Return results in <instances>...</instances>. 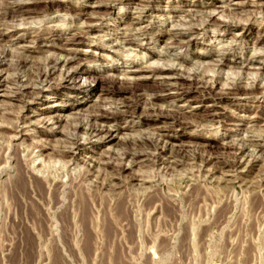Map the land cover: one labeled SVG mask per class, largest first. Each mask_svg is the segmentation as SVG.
<instances>
[{
	"label": "rangeland",
	"instance_id": "obj_1",
	"mask_svg": "<svg viewBox=\"0 0 264 264\" xmlns=\"http://www.w3.org/2000/svg\"><path fill=\"white\" fill-rule=\"evenodd\" d=\"M60 1H70L72 4L69 8L72 10L77 6H82L89 12L92 10L90 6L96 7L99 6V4L106 5L109 3L108 0ZM218 1L232 5L242 0H236L234 2H231L232 0ZM6 2L20 8L35 9L37 11L43 9L41 5L32 4L35 3V1L28 0H0V5ZM56 3L57 4L52 7V10L49 11V15L46 17L51 19L52 22L47 24H32L29 35L23 31V29L28 26L21 25L19 27L20 30L17 32H14L15 29H7L5 26H0V34H3V37L0 38V50L4 48L8 52V59H18L21 56L20 53L22 49L27 46L30 48L35 47L36 50V52L29 54L27 58L32 63H42L46 59L59 62H66L71 59L69 64H66L72 69L78 68L80 64H85L98 71L105 68L112 69L114 67H118L119 70L107 73L101 72L99 75H84L82 78H77L76 83L82 86L81 90L50 91L48 89L43 92L41 97H37L33 101L28 99L31 105L27 109H22L20 104L1 97V95L7 93V90L0 87V104L5 105L7 108V110L2 113L9 114L11 121H14V118L17 116L25 117L23 121L28 124L23 125V122H21L20 126L24 127L25 130H29L28 134L33 135L32 137L25 136L13 140L15 146L22 145L20 147L21 150L26 149L21 156L25 158L26 155L32 151L30 158H35L43 153L42 157H40L34 165L31 164L32 167H35L37 163L44 161V159L46 162L49 160L47 166L49 165L50 169L42 168L40 172L35 171L39 177L47 176L50 172L57 181L67 183L69 179H73L75 182H78L80 175L86 171L87 166L90 165L89 167L91 168L94 162L97 163V161H101L111 148L116 149L119 140L139 138L144 135L155 138V126L150 120H147L146 115H155L159 112L168 113L170 115L182 113V116L178 115L184 118L182 121L193 123V125L196 126L199 123L203 124V129L202 127L195 128V126H191L190 124V127L188 126L186 129L169 131L165 133V137H159V142L168 145V140L171 137L179 136L181 139L173 143V147L180 148L181 145H183V147H187L188 149H195V151L197 149L196 152L203 154L204 157L207 156V153L210 156H216L221 153V145L233 141L231 138L237 140L243 136L252 141L262 140L259 136L262 135L260 129L264 127V113H262L264 109L263 99H260L259 103L243 100L242 97L230 99L217 107V111L221 117L213 122H208L209 120L206 118L205 111L211 109L207 107L210 105L200 103L199 100H201V98L197 96L178 98L174 95H168L156 100L154 105L149 104L147 99L148 96H145L139 100V104H141L136 110V114L120 121L119 131H117L116 134H112L113 139L116 137L115 140H108L100 145L85 143L81 151L76 152L74 156L67 154V157L64 159L54 158L52 155V157L49 156L51 153L49 148H58L64 145L63 142H66L59 134V131L67 130L69 133L72 132L79 115L85 116L95 111L98 107L109 111L113 108L115 109V107H119L124 99H134L130 94H123V96L109 94L106 91L108 87L114 85L120 90L137 89L139 91L141 89V92H138V94H141L144 90L146 93L148 92L147 94H151L156 90V83L154 80V82H152L150 77L142 79V77L146 75H137L135 76V80L126 82V80L122 78V74L124 73L123 69H130L126 67L132 62H135L136 65H140L142 63L141 56L143 54L150 56L149 54L151 51L164 52V48L171 43V40H167L166 38L164 42L165 38L162 39L161 37L173 23L176 25L174 26L175 28L179 26V28H181V25L183 27L182 22L178 20L179 18H174V16L182 15L180 11L185 8L184 0H159L158 3L153 4V8L155 9V11H153L154 13H151L153 17L144 18L143 14L135 10L133 11L128 4H126V6L117 5L108 14H105L106 18L104 17V21L98 24L99 28L94 34L88 35L86 38L85 35L81 34V37L78 36L74 41H67L71 36L79 34L81 31L75 29L74 24L71 25L68 18L66 17L65 19L64 17L65 15H71L73 12L70 13L67 8H64L63 3ZM218 6L220 5H215V7ZM234 7L235 6H231V10L235 9ZM220 11L221 8L214 12L216 18H220L218 15ZM232 13L235 15L229 18L227 17V19L223 16L220 19L239 22L245 26L229 32L223 27L209 28L208 31L210 33H207L204 38L198 36L195 43L191 44L189 47H183L177 50L176 54L186 56L188 59H194L197 54H203L208 51L213 52L215 50L223 51V44L242 37L244 38L242 41L244 49L237 46L235 50L226 51L229 55V60L234 61L238 57L242 58L246 53L252 54L254 52L258 53L263 51L264 39L259 44L256 43V40L264 37V13H257L254 17L246 13H239L237 10H232ZM169 14H171L170 18L167 19ZM154 16L156 17L154 18ZM40 18L42 19L41 16L36 19L40 20ZM246 18L248 20H246ZM137 19H139V22L144 19L146 22L143 25H151L149 27L150 36L152 38H159V41L155 45H144L143 48H135L132 53H130V50L129 52L126 51V49L124 50V48L122 49V47L113 49L116 54L115 52L112 54L113 50L108 52L98 49L96 45H103L105 47L114 46L116 42H118L117 40L120 38V34L127 29H131L132 23L135 20L137 21ZM82 22L83 24L89 23L85 18L81 19L79 24ZM22 23L23 22L19 20L15 22L10 20L7 21L9 25H18ZM200 24H202V22H199L197 25ZM40 27L41 29L44 28L45 33L40 40H36L33 38L35 34L34 31ZM65 29H67V31L64 35L63 32ZM64 37H66L67 40H64ZM135 54H137V58L134 56ZM105 57L109 58L105 59ZM147 60V63H151L155 59L147 58ZM169 61H160L158 65L165 66L173 63L172 60ZM208 65L209 63H204L199 70L203 72L206 78H210L215 74L209 69ZM175 67L180 70L181 73H184L185 76L192 75L195 71L194 67L190 64H184L183 66L175 64ZM29 70L31 71L32 68H29ZM59 74L60 73L56 74L52 83H57L56 81L60 79ZM1 75H3V78L6 76L4 75V71ZM26 75L27 72L21 73L19 79L21 83H25L27 79ZM110 75L115 78L112 80ZM107 76L108 78L110 76V78L108 79ZM98 77H100L101 80L98 79ZM227 82H222L224 87H227ZM172 92L173 91H171V93ZM159 94L164 95L166 93ZM70 106H72V108H68ZM245 108H250L251 110L249 109V111L246 112L244 110ZM57 116L62 119L61 122L54 125L55 121H49L48 125L44 126V122H46L47 119H55ZM43 119H45L43 124H39ZM2 120L0 119V125L7 126L8 122H3ZM85 121L86 120H84V123ZM128 126L131 130L126 129ZM46 128L47 130L53 128L52 131L57 132L49 136L37 133L39 130L42 131ZM217 128L219 132L216 135L215 130ZM250 129L253 130L250 131L251 134L249 132ZM106 131H104L101 136L110 137L111 134H107ZM11 135L13 136L10 132L0 133V148L6 145V141H8ZM166 135L168 137H166ZM79 136L83 139L86 138L83 134ZM195 136L198 138H195ZM45 141L46 144H48V150L40 152L39 148L36 146ZM81 142H83V140H81ZM186 144L192 148H189ZM244 159L245 158H243V160L241 159V163L244 162ZM65 163H67V165H65ZM186 163H188V165H186L183 170H178L176 173L173 172L169 174L171 177L165 174V170V175L162 174L164 172L162 171V166H160V169H157L158 167L153 165L143 167L133 165L127 168L121 173V177L119 176L120 178H118L120 179V184L125 187L122 192L131 195V205L129 207L130 215L125 213L127 205L122 203L123 205L119 204L121 206H119L121 211L118 209L120 219L114 218L110 213V208L114 206L116 196L113 194L114 192L104 191V197L105 199L107 198L105 200V208L107 209L103 210L104 216L102 213H98L97 206L94 207L90 204L91 207L88 205L86 208L89 210L90 207L91 212L86 208V210L84 209L86 211L83 213L85 217L84 224L83 226L81 224L83 228L77 223L76 219L73 223H70L68 216L65 214H62L65 225L58 220L56 216L61 214L63 207L59 208L55 213L48 209V214L51 219L50 222H47V219H45V211L32 201V197L26 196L28 200L26 197L20 195L26 189L23 183L18 182L14 189L8 184L7 181L9 177L13 175V170H7V166H4L5 168L2 167L1 170L3 172L0 171V264H264V190H255V192L262 197V209L255 212L250 206L252 193L248 188L251 183L254 185V183L259 180V168L255 169V171L253 170L254 172L251 174L246 173L247 168L239 170V174H241L240 177L237 180H231L233 182L228 185L231 190L224 196L220 191L222 185L218 187L216 184L217 177L223 180H230L231 176L234 174L224 173L212 177V174L207 173L213 169L212 164L202 166L200 161L190 160H186ZM95 170L98 172L100 171V169L97 168H95ZM154 170L156 172H154ZM109 172V170L104 172L101 170L99 173V177L102 175L101 180L106 178L105 176ZM146 173L157 176L156 179H159L162 184V194L171 202L179 201L183 196L189 194L190 187L187 186L186 182L190 180V185H192V183L194 186L197 185L200 190L202 189L201 192L208 198H220L221 203L218 205L214 203L205 206L204 215L198 213L191 214L187 205L184 204L182 209V221L174 224L168 218L164 217L159 212H155L153 209L144 210V198L142 195H146L148 191L151 190L144 192L142 189H144L145 186H141L140 183L131 182L130 179L134 175H144ZM191 175H193V177H191ZM184 178H186V181L182 183V179ZM109 180L110 182L112 181L111 184H118L117 182H119V180ZM95 181L96 179L92 178L91 181L84 183L86 191L94 186ZM221 181L222 180H219V182ZM168 187L179 188V191L171 192L167 189ZM225 201L233 202L232 213L227 216L223 223L214 225L203 237V240L200 241L198 233L202 226L213 222L217 209L221 207ZM72 213V215H74V212ZM125 216L127 219L124 218ZM88 218L92 219V224H89ZM187 222L190 223V226L186 235L184 234V225Z\"/></svg>",
	"mask_w": 264,
	"mask_h": 264
},
{
	"label": "bare ground",
	"instance_id": "obj_2",
	"mask_svg": "<svg viewBox=\"0 0 264 264\" xmlns=\"http://www.w3.org/2000/svg\"><path fill=\"white\" fill-rule=\"evenodd\" d=\"M28 1H35V3L32 4L41 5L43 9L37 11L35 9L20 8L6 2L0 5V26H5L7 29H15L14 32L20 30L19 27L21 25L28 26L27 28L25 27L23 31H25L29 35L32 24H47L52 22L51 19L46 17L49 15V11L52 10V7L57 4L56 2H60L63 3L64 8H67L70 13L73 12L71 15H65V19L67 17L71 25L74 24L75 29L81 31V33L79 34H72L73 36H71V38L68 37V40L66 37H64L63 39L67 41H74L81 34L85 35V38L88 35L94 34L95 31H97L99 28L98 24L104 21V17L106 16L105 14H108L117 5L126 6V4H128V6H130L133 11H138L139 13L144 15V18H149L152 16L151 13H154L153 11H155V9L153 8V4L159 2V0H108L109 3L106 5L99 4V6L96 7L90 6L92 10L91 12H89L85 7L82 6H77L78 8L76 7L74 10H72L71 8H69V6L72 4L70 1ZM184 1L185 8L180 11L182 15H173L174 18H179L178 20L182 22L183 27L181 25V28H179L180 26L178 28H175L174 26L176 25L173 23L171 27L164 32L161 37L162 39L165 38L164 42L166 38L167 40H171V43H169L167 46L165 45L166 47L164 48V52L151 51V53L149 54L150 56L143 54L141 56L142 63L140 65H136L135 62H132L126 67L130 69H123L124 73L121 72L123 73L122 78L126 80V82L135 80V76L137 75H146L145 77H142V79H147L150 77L152 82L155 81L156 83V90H154V92L151 94H147L148 92L146 93L145 90L141 94H138V92H141V89L139 91L137 89L120 90L119 88L117 89L114 85L108 87L106 91L109 94H115L119 96H123V94H130L134 99L122 100L120 106L115 107V109L113 108L114 110L112 109L106 111L101 107H98L95 109V111H92L85 116L79 115V117L76 119V125L73 127L72 132L69 133L67 130L59 131V134L66 140V142H63L64 145H61L58 148H49V150H51L49 156L52 155L54 158L64 159L67 157V154H71L74 156L76 152L81 151L85 143H95L100 145L108 140H115L116 137H114L113 139L112 134H116V132L119 131L120 121L136 114V110L141 104H139V100L145 96H148L147 99L149 104L151 105H154V102L156 100L168 95H174L178 98L197 96L201 98V100H199L200 103L210 105L207 106L211 108L210 110L205 109L206 118L207 120H209L208 122H213L221 117V115L217 111V107L229 101L230 99H238L242 97L243 100L255 103H259L260 99H263L264 101V50L258 53H246L242 58L238 57L234 61L229 60V55L226 53V51L237 49V46H240L242 49H244V45L242 44V41L244 39L243 37L233 39L231 42L223 44V51L215 50L213 52L208 51L203 54H197L194 59H188L186 56L176 54L177 50L182 49L183 47H189L191 44L195 43L198 36L204 38L207 33H210L208 31L209 28L223 27L226 28L228 32L242 28L243 26H245L242 23L233 22L231 20L225 21V19L223 20L220 18L224 16V18L227 19V17L229 18L235 15L232 13V10H237L239 11V13H246L250 16L252 15V17H254V15H256L257 13L262 14L264 13V0H242L241 2H236L232 5L227 3L225 4L224 2H220L218 0ZM234 1L236 0H232L231 2ZM217 4L220 6L215 7V5ZM231 6H235V9L231 10ZM219 8H221L220 13H218L220 18H216L214 16V12ZM170 15L171 14L167 16V19L170 18ZM40 16L42 17V19H36ZM155 17L156 16H154V18ZM84 18L87 19L89 23L83 24L82 22L80 23V25L79 22H81V19ZM8 20L12 22L19 20L23 23L18 25H9L7 24ZM246 20L248 19L246 18ZM145 22L146 21H144V19L141 22H139V19H137V21L135 20L132 23L131 29H127L120 34V38L117 40L118 42L115 41L116 44L114 46H96H98V49L106 50L108 52H111V50L115 49L116 47H122V49L124 48V50L126 49V51L130 50L131 52H129L132 53L135 48H143L144 45H155L159 41V38H152L150 36L151 34L149 33V27L151 25H143ZM199 22H202V24L197 25ZM66 31L67 29L64 30V35ZM34 33L35 34L33 35V38L36 40H40L45 31L44 28L41 29L40 27L36 31H34ZM2 37L3 34H0V38ZM263 39L264 37L258 38L257 40L255 38L256 43L258 44L261 43ZM26 47L27 46L22 49V52L20 53L21 56L19 54L20 57H17L18 59L16 60L8 59V52L4 48L0 50V87H3L7 90V93L1 95V97L7 99L8 101L20 104L22 109H27L31 105V102H29L28 99L33 101L35 98L41 97L43 92L47 91L48 89L50 91L81 90L82 86L76 83L77 78H82L84 77V75H99L101 72L107 73L119 70L118 67H114L112 69L105 68L101 71H98L97 69L90 68L85 64H80L78 68L72 69L71 67L69 68V65L66 64H69V61H71V59L66 62L46 59L42 63H32L27 58L29 54L36 52L35 47ZM114 52L115 51L113 50L112 54H114ZM134 56L136 58L138 57L137 54H135ZM108 58L109 57H105V59ZM147 58L155 60L151 63H147ZM170 59L173 61V63H171L170 65H158L160 61L168 62ZM204 63H209L208 67L215 73L214 76L206 78L203 72L199 71L201 65H203ZM175 64L179 66L190 64L194 67L195 71L192 75L185 76L184 73H181L180 70L175 67ZM29 68H32V70L30 71ZM3 71L4 75H6L4 78L3 75H1ZM25 72H27V79L25 83H21V81L19 80L20 75L21 73ZM57 73H60V79H58V81H56L57 83L55 84V82L52 83V81L54 80V77ZM110 76L112 80L115 78L112 75ZM98 79H100V77H98ZM223 81H225V83L228 81L227 87L223 86ZM171 91L173 92L171 93ZM159 93L166 94L161 95ZM68 108H72V106ZM249 109L250 108H245L244 110L247 112L249 111ZM6 110L7 108L5 107V105L0 104V119H3V122H8L7 126L0 125V133L10 132L13 134V136L11 135V137L8 138V141H6V145L0 148V171H2L1 168L4 166H7V170H13V175H11L7 181L8 184L14 189L16 188V184L18 182L23 183L26 189L22 194H19L23 197H32V201L35 204L39 205L43 211H45V219H47V222H50L51 219L48 214V209L52 210L55 213L59 208L62 207L63 210L61 214L56 217L64 225L65 221L63 220L64 217L62 218V214L68 216L70 223H73L76 219L77 223L80 226L81 224L83 226L85 218L83 213L86 212L85 210L87 209L86 207L88 205H93L94 207L97 206L96 208L98 210V213L100 212L104 216L103 210L107 209L105 208V200L107 198L105 199L104 197V191L114 192L113 194L116 196L114 200V206L110 208V213L114 218L116 217V219H120L119 206L122 203L127 205V210H125V213L127 215H130L129 207L131 205V195L122 192L123 188L125 187L124 185L120 184L121 182L119 179L121 177V173L124 170L132 167L133 165L140 167L153 165L157 166V169H160V166H162V171H166V173L164 171L162 174L165 173L166 175H169L173 172L176 173V171L178 170H183L186 165H188V163H186V160L200 161L202 163V166L212 164L213 169L207 172L209 174H212V177H214L215 175H222L224 173L234 174L231 176L230 180H223L217 177L216 184L218 187L222 185L220 191L224 194V196L228 193L229 190H231L228 187V185L233 182L231 180H237L240 177L241 174H239V170L247 168L246 173L251 174L255 171V169L259 168V180L255 182L254 185L252 183L251 185L248 183L250 185L248 188L252 193L250 202L251 208L255 212L262 209V197L261 195L256 193L255 190H264V127L263 129H260V133L262 135H260L259 137L262 138V140L252 141L247 139L246 137L244 138L243 136L237 140L231 138V140L233 141H229L225 144L222 143L223 145H221V153L217 154L216 156H210L207 153V156L204 157L203 154H199L196 152L197 149L195 151V149H188L187 147H183V145H181L180 148L173 147V143H176L181 139L179 136H173L171 138L169 137L170 139L168 140V145H164L166 143L161 144V142H159V137H165V133L175 129H186L188 128V126L190 127V124L191 126L193 125V123L182 121V119H184L183 117H180L182 116V113H176L175 115H170L168 113L166 114L162 112L156 113L155 115L145 114L147 120H150L155 126V138L144 135L140 136L139 138H132L128 140L125 139L122 141L118 139L119 141L117 140V148H111V150L108 151L107 154H105L104 158L101 161H97V163L94 162V165L91 166V168L89 167L90 165H88L87 169L85 168L86 171H84L80 175V179L78 182H75L73 179H69L67 183H63L61 181H57L56 178L50 174V172L47 176L41 177H39L35 173V171L40 172L42 168L50 169L49 165L47 166V164H49V160L46 162L45 159L44 161L37 163L35 167L31 166V164L34 165V163L40 157H42L43 153L35 158H30V154H32V151L29 152L25 158L21 156V154L24 153L26 149L21 150L20 147L22 145L15 146V144H13V140L23 138L25 136L32 137L33 135L28 134L29 130H25L24 127L20 126L21 122H23V125L28 124L23 121L25 120V117L17 116L14 118V121H11L9 114L2 113ZM262 113H264V109L262 110ZM84 120H86L85 123ZM44 121L45 119H43L39 124H43ZM49 121H55L54 125H56L58 122H61L62 119L59 116H57L55 119L49 118L46 122H44V126L48 125ZM193 126H195V128H201L204 125L199 123L197 124V126ZM203 128L204 127H202V129ZM52 129L47 130L46 128L42 131L39 130L37 133L49 136L57 132H53ZM126 129L129 130L130 127L128 126ZM251 129L249 130V132L253 131ZM104 131H106L107 134H111L110 137L101 136ZM218 132L219 130L217 128L215 130V134L217 135ZM80 134L85 135L86 138L83 139L79 136ZM166 137L168 136L166 135ZM195 138L198 137L195 136ZM81 140H83V142H81ZM186 146L188 145L186 144ZM36 147L39 148L40 152L48 150V144H46V141ZM189 148L192 147L190 146ZM243 158H245L244 162L241 163V159L243 160ZM65 165H67V163H65ZM95 168L100 169V171L98 172L97 170H95ZM101 170L103 172L106 170L110 171L105 176L106 178L102 180V175L99 177V173L101 172ZM154 172L156 171L154 170ZM149 173H146L148 175H134L130 179L131 182L140 183L141 186H145V188L142 189L144 190V192H146L147 190H151L148 191L146 195H142V197L144 198V210L153 209L155 210V212L161 213L164 217L168 218L174 224L180 223L182 221V209L184 204L187 205L191 214L198 213L204 215L205 206H208V204L212 205L216 203L218 205L221 203L220 198H208L201 192L202 189L200 190L197 185L194 186L193 183L192 185H190V180H187L186 182L187 186L190 187L189 194L187 196H183V198L179 201L171 202L162 194L163 188L161 181L159 179H156V175L152 176L149 175ZM169 177L171 176L169 175ZM191 177H193V175H191ZM92 178L96 179V181L94 182V186L86 191L84 183L87 181H91ZM109 179L119 180V182H117L118 184H111L112 181L110 182ZM219 180L222 181L219 182ZM185 181L186 178L182 179V183H185ZM167 189L171 192L179 191V188L168 187ZM26 199L28 198L26 197ZM232 204L233 202L225 201L224 204H222V206L217 209L216 216L213 222L211 224L202 226L200 232L198 233L200 241L203 240V237L212 229V227H214V225L223 223L227 216L232 213ZM88 211L91 212L90 207ZM72 212H74V215H72ZM121 218L125 220L124 218H126V216L124 218ZM88 221L89 224L93 223L92 219L90 218H88ZM189 226L190 223L188 222L184 225L185 233H183L186 235Z\"/></svg>",
	"mask_w": 264,
	"mask_h": 264
}]
</instances>
